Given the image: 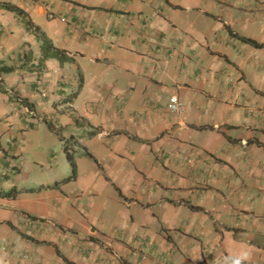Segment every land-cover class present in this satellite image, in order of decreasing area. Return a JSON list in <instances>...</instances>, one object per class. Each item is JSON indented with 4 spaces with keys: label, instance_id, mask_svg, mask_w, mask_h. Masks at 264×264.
Masks as SVG:
<instances>
[{
    "label": "crops",
    "instance_id": "crops-1",
    "mask_svg": "<svg viewBox=\"0 0 264 264\" xmlns=\"http://www.w3.org/2000/svg\"><path fill=\"white\" fill-rule=\"evenodd\" d=\"M0 2V264H264V0Z\"/></svg>",
    "mask_w": 264,
    "mask_h": 264
},
{
    "label": "trees",
    "instance_id": "trees-1",
    "mask_svg": "<svg viewBox=\"0 0 264 264\" xmlns=\"http://www.w3.org/2000/svg\"><path fill=\"white\" fill-rule=\"evenodd\" d=\"M0 7H4L10 11H13V12H16V13H21V10L15 6V5H12V4H6V3H1L0 2ZM43 41H44V44H43V49L44 51H46V56L47 57H55L57 59H59L61 62H70L72 61L73 59L67 55V52L65 50H62V49H59V48H56L43 34H41L40 36ZM245 41H247L248 43H251L255 46H260L259 44H257L256 42L252 41V40H248V39H245ZM15 70L14 67L12 66H7V65H0V76L3 74V73H11ZM2 81V80H1ZM0 91H3V92H6L7 90L3 88L2 85H0ZM19 101H21L22 103L24 102H27V100H24L23 98L19 99ZM28 108L30 111H33V106L32 104H28ZM48 127L50 129H53V125L52 124H48ZM65 149L67 151H69L71 145L68 144L67 142H65ZM72 149V148H71ZM67 157H68V160L70 161L71 165H72V173L71 175H68L67 177H65V179H63V183H69V182H72V181H75L77 179V165H76V162H75V157H74V154H72L71 152H68L67 153ZM61 182V181H60ZM56 183H59V182H56ZM55 186V185H54ZM10 194V193H8ZM6 194V195H8ZM33 220H38V218H34L32 217ZM42 221V220H40Z\"/></svg>",
    "mask_w": 264,
    "mask_h": 264
},
{
    "label": "rangeland",
    "instance_id": "rangeland-1",
    "mask_svg": "<svg viewBox=\"0 0 264 264\" xmlns=\"http://www.w3.org/2000/svg\"><path fill=\"white\" fill-rule=\"evenodd\" d=\"M57 127V126H56ZM58 129H57V131L55 130V132H56V134H57V138H59V140L61 141L60 143H62V138H61V134H62V128L61 127H57ZM69 144V143H68ZM66 145V144H65ZM71 145V144H70ZM66 147V146H65ZM54 149V151H55V153H56V156H57V158H56V160H54V162L51 164V166L50 167H48L49 169L48 170H51L50 171V173L51 172H54V173H62V172H64L65 171V169L66 168H68V166L70 167V165L69 164H71V163H68L67 161H68V157H67V155H66V157L65 156H62V155H59L62 151H64L63 149H62V147L61 146H55V147H53ZM76 150V153L74 152L73 153V151H75ZM72 154H74V157H75V162H76V160H77V162L79 161V164L81 165V173H82V171H83V173H86V177L85 178H87V176L89 175V172H90V169L91 168H93L94 167V165H95V163H94V161L93 160H91V159H85V158H82V156L80 155V153H77V149L76 148H73V149H71V151H70ZM26 158H28L29 159V157H26L25 156V159ZM35 159V158H34ZM28 161H30V160H28ZM30 162H32V161H30ZM30 162H28V164L30 163ZM53 165V166H52ZM71 170H72V165H71ZM41 171H42V169H41ZM44 171V170H43ZM69 174H71V171H69V172H66L65 173V175H62V176H64V177H67ZM31 177H33V173L31 174ZM58 178H60V177H58ZM30 180L32 181L33 180V178H30ZM58 180V179H57ZM55 185H63V183H61V182H59V183H54ZM38 187V186H37ZM71 187H74V190L75 191H79V190H82L83 189V187H82V185L79 183V182H77V183H73V184H71V186H70V188ZM69 189V188H68ZM5 192V191H4ZM107 194V193H106Z\"/></svg>",
    "mask_w": 264,
    "mask_h": 264
},
{
    "label": "built area",
    "instance_id": "built-area-1",
    "mask_svg": "<svg viewBox=\"0 0 264 264\" xmlns=\"http://www.w3.org/2000/svg\"><path fill=\"white\" fill-rule=\"evenodd\" d=\"M168 110L173 114H181L184 110V103L177 96H172L168 103Z\"/></svg>",
    "mask_w": 264,
    "mask_h": 264
}]
</instances>
